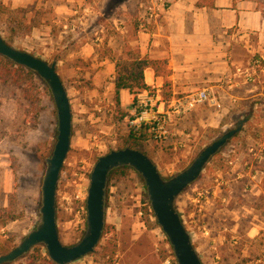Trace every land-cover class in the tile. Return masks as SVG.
<instances>
[{"label": "rangeland", "instance_id": "rangeland-1", "mask_svg": "<svg viewBox=\"0 0 264 264\" xmlns=\"http://www.w3.org/2000/svg\"><path fill=\"white\" fill-rule=\"evenodd\" d=\"M84 2L106 13L104 19L96 15L90 19L87 34L92 39L97 37L99 25L115 7L116 0L111 1L110 8L106 0ZM30 11L35 15L28 14ZM37 11L35 5L12 9L8 0H0V34L15 48L52 63L60 56L53 50L59 34L51 29V35L38 39L34 28L50 25L54 15L49 7L46 13ZM74 32L77 33V27ZM65 36L61 40L68 44L64 48L67 55L74 46L71 35ZM245 65L251 69L238 76L234 92L237 99L222 97L219 105L205 106L200 111L210 122L201 125L191 147L175 150L169 141L142 146L143 152L148 153L149 146L156 152L151 155L163 177L170 178L186 169L207 145L247 115L252 118L250 122L262 120L264 46L254 50ZM97 70L90 60L74 59L59 65L75 108L71 149L57 189V225L61 241L67 246L77 244L86 230L83 194L88 192L95 163L100 156L120 149L130 133L124 111L116 105L115 93H108L111 79L108 75L98 77ZM32 77L43 107L38 116L20 86L0 84V250L3 254L18 246L40 220L46 159L53 154L58 135L52 94L37 74ZM123 103L130 106L128 94L123 97ZM240 138L227 143L177 200L178 210L204 264H264V181L260 182L259 177L255 179L257 183L253 182L250 176L252 170L264 171V150L261 148L260 154H239L243 151L238 147ZM151 155L148 153L153 160ZM109 185L102 240L94 253L72 264H178L167 236L154 215H150L141 176L133 170L127 176H113ZM203 191L208 192V199L199 202L197 193ZM41 247L45 253V246ZM28 254L10 264H26Z\"/></svg>", "mask_w": 264, "mask_h": 264}, {"label": "crops", "instance_id": "crops-1", "mask_svg": "<svg viewBox=\"0 0 264 264\" xmlns=\"http://www.w3.org/2000/svg\"><path fill=\"white\" fill-rule=\"evenodd\" d=\"M111 1L106 0L108 8ZM29 5H35L36 10L43 13L49 7L54 15L50 25L41 24L34 28V32L38 39L43 35H51V29L59 34L56 49L53 50L60 55L56 62L61 79V63L74 59L90 60L98 67V77L108 75L111 79L107 86L108 93H115L116 62L121 57H128V48L136 49L141 58L167 62L172 82L168 100L164 98V77L158 76L152 67L144 71L145 82L163 101L166 109L171 103L201 89L210 90L219 103L222 97L237 99L234 92L238 76L250 71L251 68L245 65L247 60L250 61L254 50L264 46V0H116L115 7L103 20L104 23L99 25L97 37L92 39L87 34L90 19H93V15L105 17L103 9H97L84 0H8V6L12 9ZM150 6L158 9L153 17ZM28 14L35 15L33 11ZM69 26L77 27V33L70 32ZM66 34L71 35L74 46L67 55L64 48L68 44L61 40ZM126 94L131 98L129 107L123 103ZM120 100V109L128 113L124 117L127 118L134 104V95L128 89H123L120 91ZM213 105L198 106L172 128V136L168 141L175 150L182 146L191 147L193 136L200 132L201 125L210 122V119L200 115V111L205 106ZM71 106L74 135L75 108L72 100ZM250 121L251 117L243 130L230 140L232 142L241 137L238 147L243 151L239 154H260L264 150V115L261 121ZM143 133H146L144 147L161 144L152 140L145 131L136 133V136H142ZM148 148L150 155L156 154L151 146ZM246 150L249 152L246 153ZM152 158L160 171L159 164ZM250 176L253 182L257 183L255 179L259 177L260 182L264 181V171L252 170ZM238 177H241V173Z\"/></svg>", "mask_w": 264, "mask_h": 264}, {"label": "water", "instance_id": "water-1", "mask_svg": "<svg viewBox=\"0 0 264 264\" xmlns=\"http://www.w3.org/2000/svg\"><path fill=\"white\" fill-rule=\"evenodd\" d=\"M0 55L37 74L48 86L57 110L58 135L53 154L46 159L42 184V206L36 227L18 246L0 256V264H10L44 245L49 258L56 264H72L95 252L102 240L107 217V187L114 170L128 166L144 180L151 210L167 236L178 264H204L194 244L192 234L177 208L180 195L195 183L211 159L239 134L248 118L239 120L234 128L224 132L207 145L191 164L170 178L160 173L155 162L137 148L113 149L98 158L90 175L86 200L87 225L82 239L67 246L60 238L57 225V189L64 162L71 149L73 113L67 88L52 63L35 54L17 49L0 34Z\"/></svg>", "mask_w": 264, "mask_h": 264}, {"label": "trees", "instance_id": "trees-1", "mask_svg": "<svg viewBox=\"0 0 264 264\" xmlns=\"http://www.w3.org/2000/svg\"><path fill=\"white\" fill-rule=\"evenodd\" d=\"M126 55L128 56L127 58L121 57L116 62L115 101L118 109H120L121 103V90L128 89L130 93L134 95V97H136L138 93L150 89L144 78V71L148 67H152L158 76L164 77V98L168 100L170 97L172 82L169 78L171 71L167 68V62L165 60L141 58L139 51L132 48H128L126 50ZM33 75H35V73L31 70H28L24 66L17 65L11 60L0 55V84H5L6 82H8L20 86L23 90L25 98L31 102L32 109L38 116L43 107L41 106V100L40 97H38L39 95L37 96L36 94L37 88L32 77ZM126 115H128V113L124 111L123 118ZM250 117V115H247L248 119H250ZM145 138L146 133H143L142 136H136V133L131 131L126 137L125 142L121 148L131 147L141 150V147L144 145ZM131 171H133V169L128 166L120 167L111 172L109 181L113 176H127ZM142 181L144 182L143 178ZM109 186L110 185L108 182L107 195L110 190ZM147 199L148 207L150 209V215L153 216L154 214L151 210L149 198L147 197ZM12 219L15 220L17 218L13 217ZM42 249L43 248L41 247V245L34 247L33 250L26 256V264H56L49 258L47 251H45V254ZM0 254H3L1 250Z\"/></svg>", "mask_w": 264, "mask_h": 264}, {"label": "built area", "instance_id": "built-area-1", "mask_svg": "<svg viewBox=\"0 0 264 264\" xmlns=\"http://www.w3.org/2000/svg\"><path fill=\"white\" fill-rule=\"evenodd\" d=\"M151 17L158 11L154 6H150ZM69 29L75 31L74 26H69ZM131 113L127 118L128 128L134 133H141L145 131L150 134L152 140L157 143H164L172 136V128L189 112L196 109L198 106H204L209 103L219 105V101L214 94L208 89H201L192 93L185 98L178 100L176 103L166 109L163 101L158 99V95L150 89L144 90L136 95ZM163 105L161 109L160 106ZM177 149V148H176ZM208 192H198L196 200L199 202L208 199ZM88 192L83 194V201L85 202ZM167 263H170L168 260Z\"/></svg>", "mask_w": 264, "mask_h": 264}]
</instances>
